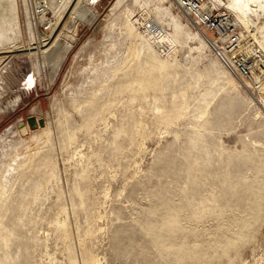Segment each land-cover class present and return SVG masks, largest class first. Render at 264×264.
<instances>
[{
	"label": "rangeland",
	"instance_id": "1",
	"mask_svg": "<svg viewBox=\"0 0 264 264\" xmlns=\"http://www.w3.org/2000/svg\"><path fill=\"white\" fill-rule=\"evenodd\" d=\"M2 1L1 13L8 14L7 20L9 21L7 22H10L12 21L10 18V0ZM116 1L101 0L98 3H89L87 7H81L77 22L73 19L68 21L67 27L62 33L61 41L64 43L73 40V46L68 51L55 81L51 80L52 64L44 63L42 55L39 57L42 61L41 70L35 66V57L28 56V54L27 57L17 58V60L14 58L16 64L13 70L11 67L8 71V64L11 63L8 59L9 63L6 60V63L4 62L0 66V70L3 71L4 68L5 71H3V74L0 73V161L2 163V165L0 163V198L5 199V202L7 204L9 202L10 205L6 204L9 206V210L6 217L4 216L6 218H4V222L10 226L14 225L16 229L9 244L11 252L14 253V258L17 256V252L19 253L15 260L12 258V260H6L5 263L24 264L28 261L26 264H84L83 255L84 248H86L91 250L90 252L97 260L99 259L96 264H264V203L263 206L256 204L258 202L254 203L253 206L256 209L244 208L242 202L237 203L238 198H233L228 194L225 195V186L219 185L216 186L217 190L220 191L216 211H211L212 213L208 211L192 212L187 203L188 197L185 192L188 184L186 172L189 166L192 167L203 160L202 157L207 155L205 154L206 151L211 152V160L220 162V168L230 169L236 178L240 177L238 169H242V172L244 170L251 181L263 177L260 181L264 186V161H262L264 160V143L262 144L264 142V113L258 117L254 115L259 108H263L264 111V94H262V98L259 90L247 85L243 79L245 76L241 75L238 72L239 70L231 69V67L232 73L239 82V91H231L232 86L227 85L225 81L217 82L215 85L210 86L213 88L205 90L206 93H212L206 97L208 99L212 95V98L209 97L211 102L207 106V115L197 116L196 105L201 99L200 96L191 106V116L179 120L178 124L170 129V132H156L152 136L145 137L146 139L144 138L141 141L142 145L140 147L137 145L134 150L127 153L124 162H122L123 165L115 162L113 167L105 171L106 175H102L100 172L95 173L96 195L100 196L102 193L96 203L94 213L96 214L99 211L96 215L94 213L90 215L85 210L74 213L71 209V192L69 188L75 166H70L71 168L68 166L67 169L64 158L59 153L60 180L67 198L66 204L70 210L68 229L71 243L76 249L78 263H74L70 256V250H68L66 244L65 230L56 228L55 225L52 209L57 200L55 192L48 189L47 194L49 196H45V199L43 198L40 203L34 205L33 214L40 217L27 220L26 225H19V227L14 224L20 222L19 216L21 215V209L18 206L20 202L18 201L21 200L22 194L20 193V196L18 191L26 190L25 187H28V190L33 189L32 180L25 178L30 176L33 179L38 177L39 174L35 172L34 166L29 168L28 173L23 170L21 161L17 162V159H23L24 157L21 152L19 154L15 153L11 162L8 161L5 155L14 150L12 147H16L14 144L19 141V136L29 135L30 130H32L31 133H38L45 124H51L57 130L55 122L60 117V110L73 111V105L77 103V101L73 103L74 98L76 99L75 95L84 90V87L80 86L84 84L85 71L90 67V56L93 57L96 64L105 61L103 64L105 66L107 62H115L116 58L122 56L129 48L130 40L126 37L121 25L124 9L114 8ZM28 2L30 4L31 20L35 22L32 28L33 32L26 24L28 20L23 6L24 1L19 0L22 23L20 32L25 38L26 44L30 42L32 34L42 37L48 31L41 20L42 7L38 5L37 0H28ZM158 3L161 6L170 8L169 11L176 15L191 31L196 32L198 28L214 40L220 38L218 33L200 28L196 22L193 23L192 19L177 3H173L171 0H156L154 2V4ZM216 9H221L219 12H222V8ZM82 12L87 14L82 17ZM167 18V21L173 19L170 16ZM153 21L156 22V20ZM234 29V27H228L232 37L235 34ZM219 41L221 43V40ZM84 45L86 47L82 50ZM230 45L232 46L233 43ZM230 45L228 46L229 50L232 49ZM186 47L185 45L179 51L181 53L184 50L181 54H178V57L182 56L183 59L180 58V60H183V62L188 57L189 63L186 60V65L193 63L191 66L194 65L192 66L194 69L192 67L189 69L193 76L188 75L189 70L183 72L181 68L175 67H170L167 70L169 75L165 72L162 75V72L157 68L158 71L154 70L157 66H151V64L147 66V69L148 67L151 68L146 73L153 69L157 73L151 70V75L153 73L156 74V77L158 73L162 75V77H160L161 75L158 76V78L160 77L159 80L165 78V82L167 80L172 87L175 85L176 87H182V85L188 86L190 84L189 86L195 89H192V91L196 93L202 87L209 86L210 79L217 75L218 71L210 61L211 57L208 55V49L201 53L200 60L197 59V62H193V59L187 54ZM195 51L197 56L198 51ZM11 54L13 57L15 53ZM237 54L243 55L241 52ZM232 57L235 58L234 55ZM244 57L255 63L260 60V57L255 53H250ZM198 64H201V68L210 72L207 73L204 70V72L199 73L195 68V65L199 66ZM100 67L101 65L95 69ZM193 70L198 72L196 74L199 75L198 78L200 77L199 79L203 83L201 81L195 83V80L199 79ZM176 71L179 72L180 76L176 74ZM171 73L174 74L171 75ZM166 75L169 78L173 76L174 82L172 78L169 79ZM174 75L182 82L176 80L177 77L175 78ZM194 75L196 76L194 77ZM206 75L209 76V79ZM148 76L150 77V74ZM152 76L154 77V75ZM188 76L190 77L188 78ZM153 77L152 79L156 78ZM187 78L188 82L185 80ZM245 78L257 85L256 75L254 78ZM217 86L219 87L217 88ZM217 89L219 92H217ZM215 93L217 94L215 95ZM170 95L171 93L168 95L169 98L172 96ZM54 97H57L56 100H60V105H52ZM32 116L35 117L34 124L28 120ZM22 124L27 126L26 133H22L20 130ZM29 128L31 129L29 130ZM189 129L192 135H190ZM260 134L263 137H260ZM252 136L261 143L255 141L254 138L252 139ZM210 138L211 140H209ZM9 148H11V151ZM214 152L215 156L213 155ZM246 153L251 157L254 154L253 160L249 161L252 164L249 163L251 167L248 171L244 166V160H240L241 156ZM230 156H234L233 159ZM240 165L242 167L238 168ZM262 169L263 172H260ZM23 184H26V186ZM105 190L108 191L107 198L103 196ZM16 195L19 197L17 198ZM13 197L14 200H12ZM8 199L12 202L15 201L14 209L11 207L13 203ZM15 206H18V208ZM99 213H101L100 216H98ZM96 217L97 219H95ZM170 222L177 223L178 226L173 232L167 228ZM88 227L91 228L92 234H87ZM85 229L87 230L85 231ZM4 250L3 245L0 244V258L6 257ZM25 258H29V260Z\"/></svg>",
	"mask_w": 264,
	"mask_h": 264
},
{
	"label": "bare ground",
	"instance_id": "2",
	"mask_svg": "<svg viewBox=\"0 0 264 264\" xmlns=\"http://www.w3.org/2000/svg\"><path fill=\"white\" fill-rule=\"evenodd\" d=\"M22 1H24L23 6L28 20L26 24L27 27L32 31L35 22H33L30 17V4L28 0ZM94 1L95 0H37L38 5L41 6L43 10L41 13V20L47 27L48 31L44 36H42L43 38L36 34H32L30 42L26 44L25 38L20 32V26H22V23L20 19L19 0H10V18L12 21L7 22L9 21L7 20L9 15L1 13L2 9H0V66L8 59L11 62L9 63L7 60L9 63V66L7 65V68L9 69L8 71H10L11 67L13 70L17 58L27 57L28 54V56L35 57V66L39 70L42 69V61L44 63L47 62L48 64L51 63L53 67L51 80L55 81L68 51L73 46V40L66 41L64 43L61 41L62 33L66 29L65 27H67L68 21L70 19H73L75 22L78 21V13L81 11V7H87L89 3L94 4ZM155 1L156 0L116 1L114 8L124 9V13L121 17V25L126 37L130 40L129 48L122 54V56L116 58L115 62L108 63L106 60L107 64L105 66L103 65L105 61H101L96 64L93 57L90 56V67L89 69H86L83 78L84 84L80 86L84 87V90L75 95L76 99L73 97V103L77 101V103L73 105V111H65V109L60 110V117L57 118L55 122L57 130H55L54 126L51 124H45V126H43V128L39 130L38 133H31L32 130L29 128V135L19 136V141L17 144H14L16 147H12L14 150L10 153L8 152V154L5 155L8 161L11 162V160L14 158V154H19L21 152L22 156L24 155V157L23 159H17V162L21 161L20 163L23 166V170L27 171L28 173L29 168L34 166L35 172H38L39 174L38 177L33 179L30 176L25 178L27 180H32V183L34 184L33 189L30 188L28 190V187H25L26 190L21 188L23 191H18L19 195L20 193L22 194L21 200H17L20 202L18 206H20L19 208L21 209V215L19 216L20 222L14 224L19 227V225H26L27 220H33L40 217L33 214L34 205L40 203L45 196H49L47 194L48 189L51 192H55L57 194V200L55 201L52 208L55 218V225L56 228H63L65 230L67 248L70 250L69 253L74 263H78V260L75 252L76 249H74V246L70 240L68 229V214L70 210L66 204L67 198L65 197L64 188L60 180L61 173L58 164L59 153H61V156L64 158L66 168L68 166H75V170L73 172L74 175L71 179L72 181L69 188L71 192V209L74 213H77L80 210H85L88 214L92 215L95 212L98 197L102 195L101 193V195L98 196V194L96 195L97 192H95L97 187L95 186L96 172L106 175L105 171H107L108 168L113 167L115 162L121 165L122 162H124V157H126L127 153L131 150H134L137 145L140 147L142 145L141 141L144 140L145 137L152 136L156 134V132H170V129L175 124H178L179 120L191 116V106L200 96L201 99L196 105V109L198 110L197 116L203 117L207 115V106L211 102L209 97L212 95L209 96L208 99L206 97L212 93H206L205 90L213 88L210 86L215 85L217 82L225 81L227 85L229 84L232 86L230 88L231 91H239V82L231 70L232 68L234 70L239 69L237 68L236 62L232 55L236 56L238 55L237 53L241 52L244 56L249 55L250 53H255L260 57V60L257 63L251 60L256 65L254 72L256 74L257 85L245 77L243 79L247 85L255 89L257 88L261 94V97L263 98L264 0H203V9L210 10L207 11V13L211 12L212 9L222 8L221 23L223 27L226 28V30H223L218 40L212 39L211 36L201 29L197 28L196 32L191 31L181 22V20L176 17V15H173L172 12L169 11L170 8L161 6L159 3L154 4ZM171 1L176 3L175 0ZM134 5H136L138 8L134 7ZM0 6L3 7L2 0H0ZM180 8L182 9V7ZM136 9L139 10L137 11ZM184 12L190 17V19H192L193 23H197L191 14L186 11ZM86 14V12H82V17ZM168 16L173 17V19L167 21ZM153 20H156V22ZM198 26L202 28L200 25ZM229 26L235 28V34L233 37L230 36L228 30ZM219 40H221L222 44ZM232 43L233 45L231 46L230 44ZM185 45L187 46V49H185L188 50L187 54H189L188 56L193 59V62H197V59L200 60L201 53L208 49V55L211 57L210 61H212L213 65L218 71L217 75L213 76L212 78L210 77V85H205L206 87H202L201 89L199 87L200 90L197 93L192 91L193 88L192 86H189V83V87L183 85L182 87L180 85V87H176V85L172 87V85H169L167 80L165 82V78H161L159 80L162 75L168 73L167 70L170 67H175L178 69L181 68L183 72H187V70L194 66H191L193 63L186 65L188 62L187 59H189L187 56H185L187 57V62H185V59L184 62L183 60H180L182 56L180 58L178 57V54L180 53L179 51H181ZM229 45L231 46L230 48H232L231 50L228 49ZM85 47L86 46L84 45L82 50ZM195 50L198 51L197 56L195 55ZM19 51L22 52L18 53ZM11 53H15L13 54V57L11 56ZM40 55H42V61L39 58ZM14 58L16 60H14ZM150 64L151 66H157L155 68L153 67L154 70L157 68L162 72V75L158 73V76L161 75L159 78L158 76L156 77V74H154L156 71L154 72L153 69H151L154 72L152 75H154L156 78L151 75V70L149 73H146V71H149L148 69L151 68L148 67L147 69V66H150ZM100 65V68L95 69ZM200 65H195V68H197L199 73L204 72L205 70L201 68ZM2 70L4 71V68ZM3 71L0 70V73L3 74ZM189 71L190 73L188 75H192L193 73L191 74V70ZM195 71V74L198 73ZM209 72L207 71V73ZM174 73H171V75ZM178 73L176 71V74ZM147 74H150V77ZM196 75H194V77ZM151 76L154 79H152ZM198 76L199 75H197V78ZM167 77L169 78V76ZM189 77L190 76H188V78ZM208 77L209 76H207V78ZM188 78L185 79L187 82ZM176 80L180 81L178 77ZM195 81L197 84V81L201 80L199 79ZM180 82H182V80ZM183 83L185 82L183 81ZM218 87L219 86H217V88ZM221 88L223 87L221 86ZM217 92H219V90ZM170 93L172 95H170L171 98L168 96ZM216 94L217 93H215V95ZM56 98L57 97H54L52 100V105H60V100H56ZM263 113V108H259L254 115L258 117ZM204 122L206 123V121ZM55 131L56 133H54ZM15 133L18 134L17 131H15ZM190 135H192V133ZM261 136L263 137L262 134H260V137ZM253 138L255 140V137L252 136V139ZM209 140H211V138ZM255 141L261 143V141ZM263 143L264 142H262V144ZM10 149L11 148H9V150ZM247 153L242 155L240 158V160H244V166L247 169L246 171L250 169L251 166L249 163L252 164V162L249 161H252L254 156L253 154L251 157ZM205 154V157H202L203 160L199 161V163L193 165L192 167L189 166L186 172L188 184L186 186L185 192L186 196L188 197L187 203L189 204L190 211H208L209 213L215 212L218 208L217 198L218 196L220 197V191L217 190L216 186L219 185L225 186V195L228 194L233 198H238L239 200H236L237 203L242 202V206L244 208L248 207V209H256L253 206L256 202H258L256 204L263 206L264 186L260 181L263 177L256 178L257 180L254 181L252 179L251 181L247 177L244 170L242 172V169H238L240 177L236 178L235 175L233 176V172L230 169L227 170L224 167L220 168V162L216 160V162H214L211 160V152L206 151ZM213 155L215 156V152ZM233 157L234 156H230L232 159ZM239 167L242 166L240 165L238 168ZM260 172H263V169ZM23 185L26 186V184ZM103 196L107 198V190L103 191ZM18 197L19 196H17V198ZM12 200H14V197ZM12 200L10 201L12 202ZM14 202H12L13 205L11 204V207L15 205ZM6 204L7 203L5 202V199L0 198V244L3 245L6 254L5 258L1 256L2 258H0V264H6V260H12V258H14V253L11 252L12 250L9 244L11 239H13L12 234H14V230L16 229L14 225L10 226L4 222V218L6 217V214L9 210L8 207L10 206L9 202L7 204L9 206ZM18 206L15 207L18 208ZM100 215L101 213H99L98 216ZM97 217L95 219H97ZM90 227H88V230L85 229V231L87 230V234L91 233V228L95 229ZM167 228L173 232L178 228V226L177 223L170 222ZM22 235L24 238L23 233ZM84 249V264H96L99 259L97 260L95 258V256L90 252L91 250L86 248ZM18 254L19 253L17 252V256H19ZM17 256H15V258ZM25 259L29 260V258ZM27 262L28 261H26V263Z\"/></svg>",
	"mask_w": 264,
	"mask_h": 264
},
{
	"label": "built area",
	"instance_id": "3",
	"mask_svg": "<svg viewBox=\"0 0 264 264\" xmlns=\"http://www.w3.org/2000/svg\"><path fill=\"white\" fill-rule=\"evenodd\" d=\"M101 0H95V3L100 2ZM203 0H175L177 5L182 7V9L193 16L197 21L198 25L202 28H206L213 33H218L221 35V31L224 30L222 25L221 13L218 9L210 10L203 9L202 2ZM216 11V12H215ZM237 68L239 73L245 77L254 78L256 65L249 58H245L242 54L234 56Z\"/></svg>",
	"mask_w": 264,
	"mask_h": 264
},
{
	"label": "water",
	"instance_id": "4",
	"mask_svg": "<svg viewBox=\"0 0 264 264\" xmlns=\"http://www.w3.org/2000/svg\"><path fill=\"white\" fill-rule=\"evenodd\" d=\"M34 118H35L34 116L29 117V118H28L29 122L32 123V124H34ZM26 128H27L26 124H22V125L20 126V129H21L22 133H26V131H27Z\"/></svg>",
	"mask_w": 264,
	"mask_h": 264
}]
</instances>
